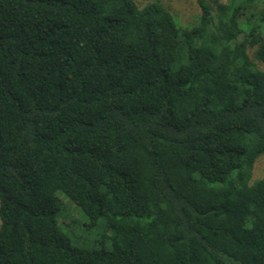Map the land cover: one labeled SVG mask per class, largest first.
Returning a JSON list of instances; mask_svg holds the SVG:
<instances>
[{
    "label": "trees",
    "instance_id": "trees-1",
    "mask_svg": "<svg viewBox=\"0 0 264 264\" xmlns=\"http://www.w3.org/2000/svg\"><path fill=\"white\" fill-rule=\"evenodd\" d=\"M197 4L0 0V264H264V0Z\"/></svg>",
    "mask_w": 264,
    "mask_h": 264
},
{
    "label": "rangeland",
    "instance_id": "rangeland-1",
    "mask_svg": "<svg viewBox=\"0 0 264 264\" xmlns=\"http://www.w3.org/2000/svg\"><path fill=\"white\" fill-rule=\"evenodd\" d=\"M139 4H143L151 0H135ZM166 6L172 14L178 19L182 25L194 23L199 16V6L197 0H159ZM264 29V27H263ZM256 175L264 173V156L257 161ZM58 195V208L56 218L60 225V229L66 233L73 245L83 248H96L99 246L98 238L103 231L100 222L96 225H87V218L81 210L67 199L61 192ZM65 221H68L66 224Z\"/></svg>",
    "mask_w": 264,
    "mask_h": 264
}]
</instances>
